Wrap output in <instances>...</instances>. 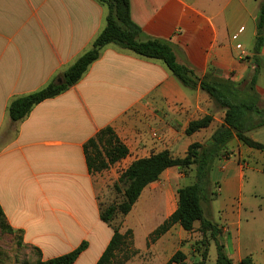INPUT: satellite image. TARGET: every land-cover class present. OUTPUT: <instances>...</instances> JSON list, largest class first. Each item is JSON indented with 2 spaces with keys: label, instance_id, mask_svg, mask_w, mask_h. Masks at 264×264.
Returning a JSON list of instances; mask_svg holds the SVG:
<instances>
[{
  "label": "crops",
  "instance_id": "obj_1",
  "mask_svg": "<svg viewBox=\"0 0 264 264\" xmlns=\"http://www.w3.org/2000/svg\"><path fill=\"white\" fill-rule=\"evenodd\" d=\"M130 2L132 19L143 32L141 39L170 43L178 63L191 68L198 77L210 74L235 83L253 78V50L246 51L247 56L243 57L236 48L240 43H235L246 28L241 25L234 32L233 24L236 20H255L264 0ZM108 12L99 0H0V205L9 225L22 236L23 244L40 250L41 261L68 254L86 241V237H81L71 244L66 234H89L88 223L95 214L103 222V193L109 184L118 183L135 160L165 150L175 157H184L191 144L209 142L224 123L225 111L217 108L200 87H185L161 60L145 58L113 44L101 50L98 60L77 84L36 105L25 119L13 122L9 114L12 101L58 82L91 49L106 27ZM260 57H264V48ZM256 89L260 105L264 102V64ZM207 115L213 117L211 125L184 142L190 122ZM108 127L128 148L129 155L108 170L92 173L87 166L85 145ZM153 132L157 137L152 136ZM235 140L238 139L232 142ZM179 149L182 154H176ZM236 158L231 154L228 160L220 161L225 171L221 172L219 197L225 193L224 212L233 225L236 220L240 223L243 210L233 206L234 193L230 192L241 191L245 184ZM119 166H123V171L117 173ZM177 169L180 168L166 170L159 181L150 184L149 201H158V209L165 215L155 228L144 229L146 238L178 207V188L174 192L171 185L185 178ZM228 170L231 173L225 174ZM158 183L163 186L156 190ZM143 204L139 199L125 216L130 229L131 219H139L145 210ZM199 227L200 223H195L193 232ZM219 228L224 244L231 229L226 232L225 227ZM175 233L181 240L192 232L176 224L156 241L153 248L163 256L165 264L175 254ZM111 238L101 244L93 260L88 256V243L74 264H97ZM178 250L183 251V247ZM260 250H264V245ZM228 256L235 263L244 258ZM37 260L35 257L33 264Z\"/></svg>",
  "mask_w": 264,
  "mask_h": 264
},
{
  "label": "trees",
  "instance_id": "obj_2",
  "mask_svg": "<svg viewBox=\"0 0 264 264\" xmlns=\"http://www.w3.org/2000/svg\"><path fill=\"white\" fill-rule=\"evenodd\" d=\"M108 7L107 24L105 29L94 41L90 50L81 55L62 75V83L51 82L46 87L12 101L9 106V114L13 122L25 119L33 108L45 100L54 98L70 87L77 84L88 68L98 60L101 50L107 45H116L121 49L130 50L137 55L149 59L161 60L169 70L189 88L200 87L214 101L217 108L225 111L224 123L213 134L209 142L191 144L184 157H175L168 150L153 154L148 158L135 160L120 176L119 184H125L123 200L117 204L109 205L101 209V220L112 224L117 215L127 216L139 201L144 189L152 183L160 180L161 175L170 168L188 170L196 166V181L192 185L178 188L177 209L150 234V242L154 243L165 235L176 224H179L186 232H193L195 223L199 222V232L202 236L200 245L204 248L201 253V261L191 264H206L209 258V247L213 241L217 249L216 264H255L252 255L244 257L239 263H235L225 251L221 242L222 230L218 224L212 222L205 215L202 203H210L213 192L210 188V171L213 162L217 159H227L224 154L229 144L238 139L246 147L264 153V144L252 139L248 134L256 129L264 127V107L259 105V94L256 89L257 77L263 63L261 52L264 48V3L261 5L257 22L255 42L253 46V60L255 73L251 81L235 83L231 80L215 78L207 74L203 78L198 77L188 66L178 63L173 47L170 43L157 40H142L143 32L133 21L130 0H99ZM241 88L249 100H235L233 92ZM213 122V117L207 115L201 119L190 122L186 134L193 135L208 128ZM103 143V148H100ZM87 166L90 172L99 173L108 170L111 166L125 159L129 155L128 148L116 137L112 128L108 127L99 132L95 138L90 139L85 145ZM114 233L98 260L97 264H124L131 257L117 260L120 251L128 247V230L121 233L118 228H113ZM0 232H16L7 222L0 205ZM210 237V238H209ZM88 242L84 241L72 252L41 261V252L33 248L39 256L35 264H74L80 255L87 249ZM167 264H190L187 255L178 250Z\"/></svg>",
  "mask_w": 264,
  "mask_h": 264
},
{
  "label": "rangeland",
  "instance_id": "obj_3",
  "mask_svg": "<svg viewBox=\"0 0 264 264\" xmlns=\"http://www.w3.org/2000/svg\"><path fill=\"white\" fill-rule=\"evenodd\" d=\"M258 15L259 12H256L254 18L257 19ZM256 19L236 20L233 24L234 32L241 25H244L246 28L239 38H235V43H240L244 47L245 53L246 51L250 52L253 50L256 35ZM260 62L264 64V57L261 58ZM232 96L235 100H249L241 88L236 89ZM260 107H264V102L260 103ZM145 133L151 138L148 129H146ZM249 136L264 144V127L252 131ZM189 140H191V137L187 135L184 142H188ZM100 148H103V143H100ZM248 150L250 149L243 145L242 142L235 140L228 146L224 154V157L228 156V159L231 154H235L237 157L235 161L238 162L245 175L243 189L241 191L237 189L231 191L232 193L230 192V195L234 193L231 197L233 206L243 210L240 223L238 224L236 220L234 222L236 225H233V222L228 219L227 213L224 212L227 209V202L224 201L225 193H222L221 197H219V193L221 192L220 181L223 177L221 172L225 171V168L221 167L220 159L213 162L210 171L209 180L210 188L213 192L211 196L212 200L210 203L203 202L202 205L208 219H212L211 221L225 227L226 232L231 229L230 238L227 241L223 239L226 243L224 244L227 254H232L234 255V259H237L240 255L246 257L249 253H252L255 264H264V250H260V246L264 245V153L257 150H251L248 153ZM181 151L179 149L176 154H182ZM177 170L185 179L180 178L175 184L171 185L174 192H176L177 188L192 185L196 181V166H192L188 170ZM229 170L225 174H230ZM122 171L123 166L117 167V173ZM116 184L118 183L109 184L107 191L103 193L101 209H105L109 205L117 204L123 200V192L126 186L120 183L118 190ZM162 186L163 184L158 183L155 185V189L158 190ZM150 189L151 186L149 185L148 190H144V196L141 195L142 198L140 197L142 204L144 203L143 207L145 210L141 212L139 219H131V229L127 225L126 217L123 215H117L112 224H107L101 222L98 214H95L88 223L90 233L69 232L66 234L69 242L71 244L76 243L79 238L86 237V241L91 244L88 256L93 260L98 255L101 244L107 240V237L111 238L114 233L113 228H118L123 234L131 230L132 233L128 238L130 244L118 253L117 260H123L126 256H130L131 258L124 264H165L163 256L153 248L156 242H150V236L146 238L144 232V229H153L156 225L160 224L165 215L163 210L158 209V201L157 203L149 201L152 196V194H149ZM198 232L199 230L197 229L195 232L183 235L181 240L177 233L174 234L177 244H174L172 252H176L179 247H183V252L187 255L188 263L190 264L201 261V253L204 250L200 245L202 240L201 234L196 237L194 235ZM216 256L217 249L216 245L213 244L211 245L210 257L206 264H216ZM35 257L39 258L37 252L32 247L23 244V238L19 233L0 232V264H33L32 261ZM196 257H198L197 260H195Z\"/></svg>",
  "mask_w": 264,
  "mask_h": 264
},
{
  "label": "built area",
  "instance_id": "obj_4",
  "mask_svg": "<svg viewBox=\"0 0 264 264\" xmlns=\"http://www.w3.org/2000/svg\"><path fill=\"white\" fill-rule=\"evenodd\" d=\"M239 32H242V30H240ZM236 48H237V50H240L241 51V56H243V57H246L247 56L246 53H245V51L243 50V47H242L241 44H238L236 46ZM152 136L153 137H157V133L156 132H153Z\"/></svg>",
  "mask_w": 264,
  "mask_h": 264
},
{
  "label": "water",
  "instance_id": "obj_5",
  "mask_svg": "<svg viewBox=\"0 0 264 264\" xmlns=\"http://www.w3.org/2000/svg\"><path fill=\"white\" fill-rule=\"evenodd\" d=\"M58 83H62V80L60 79V80H58Z\"/></svg>",
  "mask_w": 264,
  "mask_h": 264
}]
</instances>
